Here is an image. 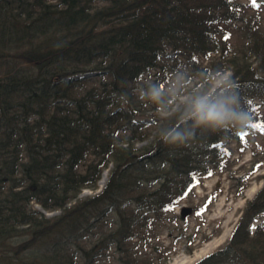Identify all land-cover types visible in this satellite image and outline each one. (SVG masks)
I'll list each match as a JSON object with an SVG mask.
<instances>
[{
	"label": "trees",
	"instance_id": "1",
	"mask_svg": "<svg viewBox=\"0 0 264 264\" xmlns=\"http://www.w3.org/2000/svg\"><path fill=\"white\" fill-rule=\"evenodd\" d=\"M263 5L0 0V264H165L171 247L152 234L185 221L175 207L261 125ZM190 84L193 99L174 111ZM199 101L230 119L200 122ZM110 166L105 188L80 198ZM262 213L264 185L224 250L196 264L231 252L264 264V222L251 231Z\"/></svg>",
	"mask_w": 264,
	"mask_h": 264
},
{
	"label": "rangeland",
	"instance_id": "2",
	"mask_svg": "<svg viewBox=\"0 0 264 264\" xmlns=\"http://www.w3.org/2000/svg\"><path fill=\"white\" fill-rule=\"evenodd\" d=\"M258 1L264 4V0ZM262 7L264 12V5ZM232 42L237 44L238 40ZM230 74L231 72L227 71L209 82L210 92L224 84ZM182 81V76H175L169 83L168 90L178 91ZM93 83H87V86L95 85ZM192 86L193 84L188 85L180 93V96L176 97L173 104L174 111L193 99V94L189 92V88ZM203 88L204 85L197 87L196 92H201ZM253 103L256 104L255 112H257V116L253 120L261 119L264 114V101L257 99ZM259 114L262 115L259 116ZM261 120L262 125L264 117ZM146 144L147 141L139 142L137 147L141 148ZM227 146L225 148L229 150L226 152V156L229 158L226 160L225 167L217 169L212 176L202 180L175 207L174 214L180 216L182 208H191L190 214L186 217L181 216L185 221L176 225L168 224L166 228H158L157 234H152L155 244L171 247L172 255L165 264H196L207 256L223 251L229 243L246 203L253 199L263 187L264 131L258 127L257 130L251 131L241 144L230 142ZM111 168L112 166L102 173V175L106 173L103 185L100 184L101 179L98 180L97 189L82 190L80 198L100 193L108 182ZM36 208L48 217L60 214L58 210L47 212L39 205ZM262 222H264V213L252 224L251 231L254 232L256 226ZM183 227L187 228V232L181 229ZM182 233H186V236ZM210 235L211 237H209ZM217 261L218 264H249L246 259L235 252L220 256Z\"/></svg>",
	"mask_w": 264,
	"mask_h": 264
},
{
	"label": "clouds",
	"instance_id": "3",
	"mask_svg": "<svg viewBox=\"0 0 264 264\" xmlns=\"http://www.w3.org/2000/svg\"><path fill=\"white\" fill-rule=\"evenodd\" d=\"M198 120L209 124H223L230 119V114L222 105H209L205 101L197 102L195 106ZM174 141L179 139V136L173 138Z\"/></svg>",
	"mask_w": 264,
	"mask_h": 264
},
{
	"label": "water",
	"instance_id": "4",
	"mask_svg": "<svg viewBox=\"0 0 264 264\" xmlns=\"http://www.w3.org/2000/svg\"><path fill=\"white\" fill-rule=\"evenodd\" d=\"M191 208H187V207H184L181 209V212L180 214L183 216V217H186L188 214L191 213Z\"/></svg>",
	"mask_w": 264,
	"mask_h": 264
},
{
	"label": "snow or ice",
	"instance_id": "5",
	"mask_svg": "<svg viewBox=\"0 0 264 264\" xmlns=\"http://www.w3.org/2000/svg\"><path fill=\"white\" fill-rule=\"evenodd\" d=\"M253 3L255 4V0H253ZM252 127H257L256 124H253ZM260 130L264 131V125H260ZM242 138H243V134H242ZM212 147H216V145H212Z\"/></svg>",
	"mask_w": 264,
	"mask_h": 264
},
{
	"label": "bare ground",
	"instance_id": "6",
	"mask_svg": "<svg viewBox=\"0 0 264 264\" xmlns=\"http://www.w3.org/2000/svg\"><path fill=\"white\" fill-rule=\"evenodd\" d=\"M103 172H104V171H103ZM103 172H102V173H103ZM105 174H106V173H105ZM105 174H104V175L101 174V175H102L101 178H100L101 181H100V179H99L101 185L104 184L103 182L105 181Z\"/></svg>",
	"mask_w": 264,
	"mask_h": 264
}]
</instances>
